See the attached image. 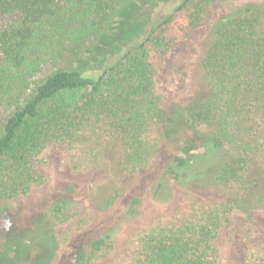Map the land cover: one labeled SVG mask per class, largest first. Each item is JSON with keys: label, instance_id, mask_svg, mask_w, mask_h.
I'll return each mask as SVG.
<instances>
[{"label": "trees", "instance_id": "16d2710c", "mask_svg": "<svg viewBox=\"0 0 264 264\" xmlns=\"http://www.w3.org/2000/svg\"><path fill=\"white\" fill-rule=\"evenodd\" d=\"M122 1L0 0V19L13 17L0 28V106L16 108L0 131V200L43 182L33 162L51 143L110 135L121 144L128 173L147 168L157 153L173 126L156 91L157 72L174 42L203 20L209 0H176L144 28L136 25L139 2L122 9ZM119 4L124 19L113 39L106 32ZM47 66L57 69L34 81ZM200 66L206 97L185 122L207 132L202 157L220 161L215 182L229 196L193 209L180 223L145 231L129 264H217L221 214L262 193L254 165L264 161V3L232 7L217 19ZM192 151L183 146L166 172L179 185ZM139 203L131 200L129 214ZM69 205L60 200L52 216L68 220ZM109 241V235L93 239L70 264H93L109 251ZM0 264H6L1 251Z\"/></svg>", "mask_w": 264, "mask_h": 264}, {"label": "rangeland", "instance_id": "374dc122", "mask_svg": "<svg viewBox=\"0 0 264 264\" xmlns=\"http://www.w3.org/2000/svg\"><path fill=\"white\" fill-rule=\"evenodd\" d=\"M131 2H139L138 28L165 17L176 6V0H123L122 9ZM262 3L264 0H209L203 4L205 17L199 25L174 42L155 78L161 107L173 118V126L147 168L125 172L120 142L102 133H87L72 145L51 143L36 156L33 168L43 182L31 186L26 194L0 200V251L6 264H70L90 241L105 235L110 237L111 248L93 264H129L145 231L180 223L193 209L211 207L229 196L215 182L224 154L218 153L217 165L205 161L202 154L208 134L187 125L185 115L206 97L200 64L212 24L232 7ZM123 14L119 4L107 37L117 38V23L124 19ZM12 21L13 17L0 19V28ZM133 32L136 30L129 34ZM56 69L44 67L34 81L44 80ZM15 110L12 105L0 106V131ZM183 146H191L193 151L187 177L179 185L166 172ZM254 175L260 176L261 195L252 194L250 205L239 201L237 209L221 214L215 243L217 264H264V161L255 163ZM133 199L140 203L129 214ZM60 200L70 202L68 220L63 222L51 213Z\"/></svg>", "mask_w": 264, "mask_h": 264}]
</instances>
